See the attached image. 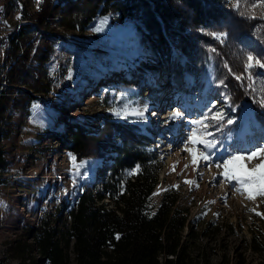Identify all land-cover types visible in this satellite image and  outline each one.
I'll return each mask as SVG.
<instances>
[{"label":"rangeland","instance_id":"374dc122","mask_svg":"<svg viewBox=\"0 0 264 264\" xmlns=\"http://www.w3.org/2000/svg\"><path fill=\"white\" fill-rule=\"evenodd\" d=\"M224 2L235 8L236 1ZM40 9L38 18L20 16L31 24L24 25L28 33L18 55L29 43L32 49L14 67L11 83V62L0 51V80L5 78L8 85L0 102V147L6 161L0 186V261L40 264L28 247L31 230L43 216L53 221L83 184L99 178L100 166L108 164L95 158L74 160L62 139L72 127L94 132L101 116L111 114L119 120L129 117L146 135L147 149L160 167L149 205L154 208L165 192L176 197V208L184 210L190 227L187 255L194 263L264 264V143L252 139L246 149L230 145L249 136L255 126L246 108L234 117L210 82L196 90L183 72L174 78L160 69H143L141 62L149 55L135 47L129 24L115 28L100 18L75 30L68 26L76 10L61 0H5L10 22L21 12L31 16ZM257 68L250 84L264 85V68ZM157 80L160 88L148 91V84ZM106 94L112 96L110 107L100 104ZM181 100L187 108L174 106ZM139 107L142 115L135 116ZM157 109L169 111L170 119L156 120L152 111ZM229 116L232 123L223 130L222 119ZM195 120L203 123L192 124ZM165 140L170 148L166 158L160 154ZM201 141H213L212 147ZM238 152L245 158L227 165L216 159ZM233 175L249 182L240 184Z\"/></svg>","mask_w":264,"mask_h":264},{"label":"trees","instance_id":"16d2710c","mask_svg":"<svg viewBox=\"0 0 264 264\" xmlns=\"http://www.w3.org/2000/svg\"><path fill=\"white\" fill-rule=\"evenodd\" d=\"M61 2L76 10L71 29L84 30L100 18L115 28L131 25L135 47L149 55L141 62L145 70L160 69L174 78L183 72L196 90H202L209 68L211 88L224 97L227 111L236 117L245 107L255 124L249 136L235 138L230 145L246 149L252 139L264 143V85L250 84L256 61L264 63V7L251 6L262 0H239V8L225 7L224 0ZM40 11L20 16L38 18ZM26 27L9 38L5 55L11 62L10 83L14 67L32 49L29 43L18 55ZM17 79L21 82V76ZM106 95L100 104L110 107L112 96ZM3 112L0 104V124ZM222 120L226 130L230 116ZM100 121L94 132L72 127L62 145L76 161L95 158L108 164L100 166L99 178L83 184L73 203L53 221L43 216L31 230L28 247L33 257L40 264H196L187 255L191 231L184 210L176 208V197L165 192L154 208L149 205L160 167L147 149V137L129 117L119 120L105 114ZM5 163L0 147V186Z\"/></svg>","mask_w":264,"mask_h":264},{"label":"bare ground","instance_id":"6f19581e","mask_svg":"<svg viewBox=\"0 0 264 264\" xmlns=\"http://www.w3.org/2000/svg\"><path fill=\"white\" fill-rule=\"evenodd\" d=\"M14 20H15V17L13 18L12 22H10L11 20L9 21V19L7 17V12L5 11V0H0V27H3L4 30H7V31H1V34H0V51H2L4 57H5L6 50L10 46V39L9 38H11L12 35H16L19 32L21 26L29 23V22L24 21V20L23 21L22 20H19V22L14 25ZM10 23H12V25H8ZM150 81L151 80H147V82H150ZM148 85H152L153 86V89L152 90H158L160 88L161 82H159L157 80V84H155V85L148 84ZM142 86H144V85H142ZM6 87H7L6 80L5 79H1L0 80V93H2L5 90ZM161 99L162 98H160V101H161ZM176 104L177 105H174V106H176L178 108L179 107L182 108V106H185V108H187L186 103H185V105L182 104V100L179 101V102H176ZM159 111L160 110H158V109L152 111V116L154 118H156V120H160V121L166 122V121H168L170 119L171 116H170V112L169 111L168 112L167 111H164L162 113H160ZM186 112H188V109L186 110ZM140 115H142V113H141V107H139V109L137 110V112H135V116H140ZM177 123L173 126V129L175 131H177V129H178V124ZM169 142L171 143L172 142V139ZM168 146H169V144L167 145L166 140L164 141L163 145L160 146V148H161L160 154L164 158L167 157L168 152L170 150V148Z\"/></svg>","mask_w":264,"mask_h":264},{"label":"snow or ice","instance_id":"6c2138e0","mask_svg":"<svg viewBox=\"0 0 264 264\" xmlns=\"http://www.w3.org/2000/svg\"><path fill=\"white\" fill-rule=\"evenodd\" d=\"M251 6H252V7H257V6L264 7V0H262L261 5H255V4L253 3ZM234 7H235V8H239V7H240V2H239V0H236V3L234 4ZM253 59H254V58H253L251 55L248 56V60H249V61H252ZM256 64H257L259 67L264 68V63H261V61L257 60V61H256ZM251 66H252L251 64L248 65V67H251ZM238 78H239V77H238ZM211 111H212V109H209V113H211ZM179 115H180L179 113H173V114H172L173 117H176V116H179ZM204 119H209L208 114H205V115H204ZM211 119H216V117H211ZM191 123H192V124H202L203 121H202V120H195V121H192ZM228 123L231 124L232 121L229 120ZM210 126H211V125L209 124V125H206L205 127H210ZM209 135H211V133H209ZM191 138H192V134L190 133L189 136H188V141H191ZM201 143H205V142H204V141H201ZM212 144H213V141H208V142L205 143V147H206V148H210V147H212ZM258 147H259V146H257V148H258ZM248 152H249L251 155H255V154H256V153H255L254 151H252V150H248ZM206 158H207V157H206ZM244 158H245V157H244L243 155H241L239 152H238V153L229 154L227 158H225L223 154H221V155H219V156L216 157L217 161H222L224 165H227V164L229 163V161H231V160H239V159H244ZM249 158H250V156H249ZM216 166H217V167H220L221 164H220V163H217ZM185 167H187V165H185ZM232 179H236V180H238V182H239L240 184H244V183H248V182H249V181L245 180L243 177H239V176H236V175H233V176H232ZM186 183H191V182L186 181ZM237 191H240V189H237ZM260 194H261V195H264V192H261ZM251 198H252V197L249 196V199H251Z\"/></svg>","mask_w":264,"mask_h":264},{"label":"built area","instance_id":"2783aa9c","mask_svg":"<svg viewBox=\"0 0 264 264\" xmlns=\"http://www.w3.org/2000/svg\"><path fill=\"white\" fill-rule=\"evenodd\" d=\"M17 12H19V7H18V11H17ZM19 20H20V15H19L18 17H15L14 25H15L16 23H18ZM1 31H7V30H4L3 27H0V34H1Z\"/></svg>","mask_w":264,"mask_h":264}]
</instances>
